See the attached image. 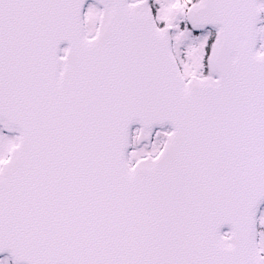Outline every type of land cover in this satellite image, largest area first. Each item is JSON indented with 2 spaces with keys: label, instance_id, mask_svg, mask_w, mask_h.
Instances as JSON below:
<instances>
[{
  "label": "snow or ice",
  "instance_id": "snow-or-ice-1",
  "mask_svg": "<svg viewBox=\"0 0 264 264\" xmlns=\"http://www.w3.org/2000/svg\"><path fill=\"white\" fill-rule=\"evenodd\" d=\"M0 264H264V0H0Z\"/></svg>",
  "mask_w": 264,
  "mask_h": 264
}]
</instances>
